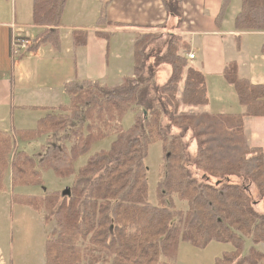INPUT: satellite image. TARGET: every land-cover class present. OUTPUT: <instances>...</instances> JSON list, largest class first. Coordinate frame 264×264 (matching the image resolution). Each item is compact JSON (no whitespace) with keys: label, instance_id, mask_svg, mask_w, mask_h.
<instances>
[{"label":"trees","instance_id":"16d2710c","mask_svg":"<svg viewBox=\"0 0 264 264\" xmlns=\"http://www.w3.org/2000/svg\"><path fill=\"white\" fill-rule=\"evenodd\" d=\"M102 0L97 25L127 26L106 20ZM232 0H222L215 18L219 24ZM67 0H32V24L42 29L28 51L42 44L61 47L59 27ZM182 0H164L168 16L183 20ZM163 25L142 28L132 41V75L109 86L96 80H69L62 90L68 104L50 108L34 129L0 130V189L6 170L12 186H38L40 195H17L16 203L46 210L56 228L45 241V264H162L172 258L180 242L203 248L210 242L229 243L214 264H259L264 253V164L262 150L247 143L244 117L264 115V84L254 85L228 62L223 75L245 110L213 114L188 110L208 102L204 74L188 64L182 50L189 44L177 33L164 34ZM234 29L264 31V0H240ZM107 42L113 30H95ZM27 39V38H26ZM236 47L239 35H235ZM73 49L86 45L87 31L71 32ZM264 53V42L261 47ZM169 65L162 83L157 70ZM49 109L47 107H40ZM138 109L134 122L116 133L107 150H99L77 170L74 161L105 136L94 131L95 118L121 121ZM83 129L86 130L84 134ZM38 143L36 153L17 142ZM161 143V175L155 186L156 203L148 201L144 160L148 146ZM70 144V145H68ZM56 177L74 175L64 189L47 191L41 172ZM255 188L256 196L250 191ZM174 196L187 205L176 209ZM251 245L243 251L244 242ZM102 259V260H101ZM101 262V263H102Z\"/></svg>","mask_w":264,"mask_h":264},{"label":"crops","instance_id":"0c3cea01","mask_svg":"<svg viewBox=\"0 0 264 264\" xmlns=\"http://www.w3.org/2000/svg\"><path fill=\"white\" fill-rule=\"evenodd\" d=\"M9 1L3 4L0 0V130L35 126L37 113L42 116L46 112L40 107L51 108L63 102L62 86L66 81L96 80L109 86L121 83L124 76L132 75L134 36L144 28L159 25L164 26L161 30L164 34L177 33L189 44L182 54L187 58L188 53H193L194 58L187 59L188 64L204 74L208 102L187 107L188 110L213 114L244 112L233 86L223 75L228 62H236L239 77L254 85L264 84L261 51L264 31H235L234 18L240 9V0L231 1L219 24L215 18L222 0H182L183 20L179 27L177 18L166 13L164 0H110L104 10L106 20L135 25L122 28L96 24L102 0H67L59 27L60 49L45 43L36 51H26L18 57L10 54V25L19 26L22 33L23 25H17L16 20H23V10L24 20H28V15L31 17L32 0H12L10 17L7 15ZM32 28L34 33L42 29L35 25ZM74 29L87 31L85 46L73 49L71 32ZM95 30H113V34L107 42L96 36ZM21 35L30 37L31 33L25 29ZM235 35H239L238 47ZM243 127L247 143L262 150L264 164V115L245 116ZM84 163L74 166L75 169ZM72 178L74 175L68 180ZM33 192L28 189V194ZM2 195L10 197L6 190H0ZM7 204L12 207L9 201ZM259 250L264 253L263 249ZM4 262L0 251V264Z\"/></svg>","mask_w":264,"mask_h":264},{"label":"rangeland","instance_id":"374dc122","mask_svg":"<svg viewBox=\"0 0 264 264\" xmlns=\"http://www.w3.org/2000/svg\"><path fill=\"white\" fill-rule=\"evenodd\" d=\"M2 3L7 2L8 0H1ZM239 2V1H238ZM13 2L9 1V6L7 10V15L10 17L12 11ZM23 10V9H22ZM24 10H23V20L20 22L16 20V24L22 26L23 31L28 29L31 33L30 37H26L24 35L23 38H27V43L30 45L31 40L38 33L33 32V24L32 19L28 15V20H24ZM19 10L17 12V18H19ZM23 23V24H20ZM28 23V25L26 24ZM32 25V26H31ZM88 25V24H87ZM25 28V29H24ZM18 34L21 35V28L17 26ZM35 31V30H34ZM25 49L20 51V54L28 51L29 45ZM32 52V51H30ZM19 59V58H16ZM170 72L169 65L161 66L156 74L155 80L158 83H162L167 78ZM64 100L60 102L55 107H51L55 110H58L57 107L60 104L67 105L68 99L63 93ZM46 110V109H45ZM49 109L46 110L49 111ZM138 109H132L126 113L124 118L121 121L118 120H110L104 118L100 120L95 118L93 122H91V127L94 131L100 130L104 134V138L98 141H95L91 144L90 149L83 155H80L73 163L74 166H79L84 163V159L87 155L93 154L99 150H107L111 143V140L115 138V135L120 130H125L129 126H131L134 122L135 114ZM44 115V114H43ZM37 120L42 117L39 113H37ZM37 122V121H36ZM36 127H28L26 129H34ZM7 131H10L7 129ZM84 134H86V130L83 129ZM44 137H40L37 142H31L29 145H25L24 143L17 142L15 145L16 149H20V147H25L28 153H36L39 150L38 143H43ZM70 145V144H68ZM144 164L146 166V179L148 183V201L155 204L156 203V195H155V186L158 181V178L161 175V143L159 141L153 142L148 146V153L144 160ZM75 169V167H74ZM76 170V169H75ZM9 171L6 170L1 179L2 188L0 190H6L10 193V197L6 195L0 196V251L5 260L4 263L1 264H45V241L52 234V230L56 228V221L53 217H46V210L40 209L38 211L34 210L28 205L16 203L12 199L13 194L17 195H40L42 194V189L38 186H12L11 180L9 179ZM73 175H69L65 178L56 177L51 169L43 170L41 172V178L43 181V187L47 191H56L61 190L71 184V181L68 178ZM73 179V178H72ZM70 183V184H69ZM11 185V186H10ZM12 187V188H11ZM29 187L30 191L33 190V194H28V189H18V188H26ZM251 193L253 196L255 194V188L250 187ZM8 201L11 204V208L7 204ZM174 202L176 209L185 210L187 205L184 201H180L177 197L174 196ZM259 207H256L258 211H262L264 206L259 204ZM251 242L249 239H246L243 246V251L247 252ZM259 249L264 250V245L262 243L257 246ZM232 249L231 244L229 243H220L216 241L210 242L207 246L203 248H197L191 245L188 242H180L178 248L176 250V254L172 258L162 257V264H214V261L221 257L224 252H227ZM258 249V250H259ZM260 251V250H259ZM102 260V259H101ZM102 261H98L93 264H108L101 263ZM83 264H92L90 260L84 261ZM259 264H264V261H261Z\"/></svg>","mask_w":264,"mask_h":264},{"label":"built area","instance_id":"2783aa9c","mask_svg":"<svg viewBox=\"0 0 264 264\" xmlns=\"http://www.w3.org/2000/svg\"><path fill=\"white\" fill-rule=\"evenodd\" d=\"M11 29V34H10V54L13 57H18L20 55V51L22 49H25L27 47V39L26 37L23 38L22 35H19L17 26L14 24L10 25ZM29 45V44H28ZM194 54L193 53H188L187 54V59H193Z\"/></svg>","mask_w":264,"mask_h":264}]
</instances>
